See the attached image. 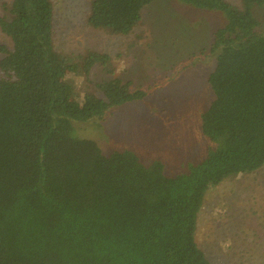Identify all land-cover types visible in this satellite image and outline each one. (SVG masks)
<instances>
[{"label":"trees","instance_id":"1","mask_svg":"<svg viewBox=\"0 0 264 264\" xmlns=\"http://www.w3.org/2000/svg\"><path fill=\"white\" fill-rule=\"evenodd\" d=\"M90 1L88 26L119 37L153 2ZM179 1L223 13L225 25L213 34L202 116L219 146L176 175L133 147L105 153L76 140L79 125L153 89L114 77L80 91L78 78L90 84L96 66L114 73L111 55L59 50L52 0L3 3L11 44H0V264H211L196 242L207 192L264 167V0Z\"/></svg>","mask_w":264,"mask_h":264},{"label":"rangeland","instance_id":"2","mask_svg":"<svg viewBox=\"0 0 264 264\" xmlns=\"http://www.w3.org/2000/svg\"><path fill=\"white\" fill-rule=\"evenodd\" d=\"M4 2L11 0H0V15ZM52 2L58 49L104 51L115 66L111 74L96 66L90 84L78 78L80 91L114 77L133 81L134 89H153L146 99L115 109L102 121L79 125L76 140L90 138L105 153L129 146L144 160L162 158L168 175L185 172L189 161L216 150L219 144L204 133L202 116L212 100L207 79L216 63L210 46L215 31L225 25L223 13L179 0H153L142 25L119 37L88 26L90 0ZM0 44H11L1 30ZM204 204L196 242L211 264H264V167L212 187Z\"/></svg>","mask_w":264,"mask_h":264}]
</instances>
